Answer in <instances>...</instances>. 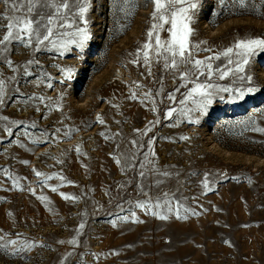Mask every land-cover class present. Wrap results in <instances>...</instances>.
I'll return each mask as SVG.
<instances>
[{
	"label": "rangeland",
	"instance_id": "1",
	"mask_svg": "<svg viewBox=\"0 0 264 264\" xmlns=\"http://www.w3.org/2000/svg\"><path fill=\"white\" fill-rule=\"evenodd\" d=\"M153 10L150 0H91V38L82 52L72 46L62 56L55 49L33 54L14 46L15 72L0 56L7 83L0 116L9 118L0 121V244L6 245L0 264H264V133L253 130L264 127V52L246 66L251 82L213 76L219 88L244 90L243 98L218 93L203 114H188L199 120L190 123L179 110L193 85L176 92L178 78L155 63L148 76L143 61L140 45L147 42ZM191 26L201 49L196 58L205 59L238 40L264 39V3L241 9L232 0H199ZM30 59L38 63L28 65ZM226 64L225 57L213 62ZM25 65L31 75L23 74ZM62 68L73 69L71 79ZM148 91L156 111L144 100ZM186 106L195 107L191 101ZM171 108L177 111L167 118ZM146 127L151 131L141 136L137 130ZM132 140L143 145L139 160L151 147L156 167L170 173L158 177L163 183L150 194L174 193L171 211L135 207L147 199L136 189L139 178L128 184L135 173H122L112 158L127 152Z\"/></svg>",
	"mask_w": 264,
	"mask_h": 264
},
{
	"label": "snow or ice",
	"instance_id": "2",
	"mask_svg": "<svg viewBox=\"0 0 264 264\" xmlns=\"http://www.w3.org/2000/svg\"><path fill=\"white\" fill-rule=\"evenodd\" d=\"M154 6L151 19L154 21L147 32V42L140 45V51L143 53V61L147 67L148 76H152V65H162L165 72L173 77L179 79L180 83L177 85L175 91H180L181 88H186L189 83L193 86L186 92L184 99L180 100L181 105H185L180 109V113L186 117L190 123L198 124L199 120H193L188 114L191 112H200L203 114L208 106L213 102V97L218 93L233 92L235 95L233 99H241L245 95V91L241 89L219 88L213 82V76L218 74L219 79H224L229 75L238 80H247L251 82L250 75L245 76L246 66L250 63V57L255 56L259 52H264V39L249 38L241 39L235 42L234 46L228 47L220 53H214L205 59H198L197 54L201 50L199 42H193L194 29L191 26L193 23V16L198 7L199 0H150ZM0 3L5 5V11L0 13V56H3V64L10 68L13 72L17 69L10 59L11 49L14 46L30 49L33 54L44 51H51L55 49L60 55H64L65 51L71 50V47L79 49L81 52L87 41L91 38L88 31V20L86 14L91 8V0H0ZM124 3H134V0H124ZM224 3V0H221ZM234 5L245 9L249 4L254 3V0H232ZM264 3V0H262ZM167 26V27H166ZM161 32H167L168 36L161 38ZM203 51H211V49H203ZM235 55L239 59L233 60ZM140 53H137V60H139ZM221 57L227 58V64L224 67L216 65L213 62L219 60ZM136 62V61H133ZM38 63V60L30 59L27 64L32 65ZM232 65V67H229ZM65 74L66 78L71 79L73 69H60ZM24 75L28 76L31 73L28 71V66H24ZM204 77V80H201ZM9 80H15V77H9ZM161 84L159 91L155 95H160L163 91V80L157 81ZM7 83L3 78V73H0V105L4 103V95ZM47 87L51 88L49 83ZM137 89L143 86L136 84ZM248 93L254 91L253 88L246 90ZM137 93L133 91L131 98L136 99ZM35 99L43 102V97H36ZM167 99L175 100V94L169 93ZM144 100H149L153 104L152 111H156L155 100L151 91L144 93ZM195 106L188 108L187 102ZM177 109L171 108L167 111L166 117H172ZM99 123L103 124L104 120L97 117ZM7 116H0V121H8ZM11 123V122H9ZM153 125L159 121L150 122ZM34 126V125H33ZM11 135V128L8 129ZM256 132L264 133V127H257L253 129ZM141 136L147 135L151 131V127H146L144 131L140 132ZM101 135H104L101 133ZM107 138V137H106ZM188 140V137H181ZM149 145L154 141H148ZM132 147L123 153V155H114L112 158L117 165H120L122 173L134 172L135 175L130 177L128 184L133 183L136 177L139 181L136 183L138 194L146 197V201L135 204L136 208L144 209L146 212H151L152 208L161 209L167 208L171 211L172 199L174 193H170L161 189V191L152 196L151 190L153 187L159 188L163 183L158 177H169L170 173L162 171L156 167L155 151L149 148L148 152L143 154V160H139L138 152L143 147L137 140L131 141ZM119 148V145H117ZM79 147L77 152H79ZM123 161V163H122ZM27 163V161H25ZM138 165V167H137ZM35 171V170H34ZM37 177L43 176V173L35 171ZM150 177L156 179L152 180ZM63 180V177H58ZM47 180L53 179L48 176ZM204 187H208V178L205 175ZM15 187V185H13ZM123 188L124 185H121ZM52 192H57L56 187L51 188ZM35 194V193H33ZM65 200L74 199L61 193ZM41 201H47V197H38ZM155 200V203H151ZM121 207V205H118ZM134 217L135 213H131ZM152 215L158 216L161 220L167 219L166 215H161L159 212H152ZM177 218L180 217L177 214ZM123 221H128L129 217H120ZM138 222V221H134ZM80 229L84 228V224H80ZM4 240V236L0 235V241ZM8 243L15 245L16 241L11 240ZM61 243H65L61 241ZM72 245H76V240L68 241ZM30 247V246H29ZM6 248L5 244H0V250Z\"/></svg>",
	"mask_w": 264,
	"mask_h": 264
}]
</instances>
